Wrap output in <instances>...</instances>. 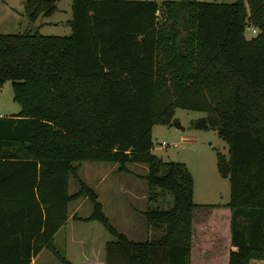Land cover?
Masks as SVG:
<instances>
[{
    "label": "trees",
    "instance_id": "1",
    "mask_svg": "<svg viewBox=\"0 0 264 264\" xmlns=\"http://www.w3.org/2000/svg\"><path fill=\"white\" fill-rule=\"evenodd\" d=\"M57 0H22L30 22ZM70 32L0 33V86L10 82L17 113L0 117V264H29L43 248L62 264L51 239L67 204L86 197L112 237L104 264H189L191 179L180 162L151 153V127L169 125L174 108L204 112L195 130L225 144L216 167L228 179V264L264 260V0H71ZM254 34L245 38L243 29ZM127 172L146 166L155 233L134 242L104 216L81 162ZM78 190L67 193V179ZM170 204L168 207V200ZM205 210V209H204Z\"/></svg>",
    "mask_w": 264,
    "mask_h": 264
},
{
    "label": "rangeland",
    "instance_id": "2",
    "mask_svg": "<svg viewBox=\"0 0 264 264\" xmlns=\"http://www.w3.org/2000/svg\"><path fill=\"white\" fill-rule=\"evenodd\" d=\"M71 0H57V10L49 17L43 18L51 23L50 26L39 29L27 18L22 0H0V33L15 34L24 31L37 30L42 34L65 36L69 34V27L64 21L70 18L69 3ZM161 2L163 0H144ZM209 3H231L234 0H196ZM19 6H18V5ZM16 5L15 7H13ZM12 8V10L10 8ZM9 15L8 17H6ZM58 22L54 26L53 22ZM243 35L248 38L252 35L249 29H243ZM18 105L12 99L10 82L5 80L0 86V116L8 117L17 113ZM205 116L204 112L174 108L173 122L169 125H153L151 128L150 153L162 162H180L184 165L191 179V200L196 205H217L228 201V179L221 176L216 167L215 153H226L225 144L212 130H195L189 125ZM182 127L180 130L175 127ZM165 145H160V142ZM117 165L106 162H81L77 170L78 178L83 181L96 195V200L102 206V212L109 224L128 240H150L155 233L147 225L143 212L156 203L149 202L148 186L144 179L146 166L137 163H128L127 172H118ZM78 190L75 180L68 179L67 193ZM168 200V207L170 198ZM90 203L86 197H79L67 204L65 224L53 236V244L58 254L70 264H87L85 256L90 251L87 246L71 243L68 236L83 237L91 241L93 246L92 262L102 259L103 244L112 239L102 226L95 221L82 222L73 220V215L86 217L90 213ZM205 209V210H204ZM210 208L198 207L191 214V223L196 224L205 213L211 214ZM75 239V238H74ZM90 239V240H89ZM100 249V252L98 250ZM101 253V254H100ZM32 264H62L49 251L41 250L33 258ZM95 264V263H94Z\"/></svg>",
    "mask_w": 264,
    "mask_h": 264
},
{
    "label": "crops",
    "instance_id": "3",
    "mask_svg": "<svg viewBox=\"0 0 264 264\" xmlns=\"http://www.w3.org/2000/svg\"><path fill=\"white\" fill-rule=\"evenodd\" d=\"M17 3L19 5H21V0H17ZM70 4H71V1L69 3V9H70ZM15 6L16 5H14L13 7H15ZM10 9L12 10V8H10ZM56 10H57V7H56ZM8 16L9 15H7L6 17H8ZM43 18H46V17H38L33 22L35 24V28L39 29V31L41 29L46 28L47 26L51 25V23L49 21H47L46 19H43ZM69 19L64 21V24L67 27H69V26L66 24V22ZM52 24L54 26L59 25V23L57 21L53 22ZM69 32H70V28H69ZM42 34L47 35L43 32H42ZM11 115H13V114H11ZM0 117H3V116H0ZM78 168H79V166H78ZM68 179H67V184H68ZM227 202H224V203L219 202L217 205H213L209 209L211 211V214H207V212H206L205 216L201 217L199 219L198 223H196L195 225L192 224L191 236H190V248H189V264H228L229 263V253L231 250L234 249V247L231 244L230 211L226 205ZM101 209H102V206H101ZM67 216H69V211L67 212ZM261 240H264V236L261 237ZM68 241L71 243L75 242L76 244L87 246V248L90 249L88 256L87 255L85 256V261H87V264H94V263L95 264H104L102 256H101L102 259H100V260L95 259V261L92 262V256L94 255L93 251H95V249L93 250V246L91 244V241H88L83 237L76 238L74 235H72V236L69 235ZM106 242H104V244ZM134 242H139V241H134ZM51 244H52L53 250L58 254V252L54 248L53 237L51 239ZM104 244H103V250H104ZM41 250L49 251L48 249H45V248H43ZM98 250L100 252L99 248H98ZM38 253L35 255V257L38 255ZM50 253L54 257H56L52 252H50ZM58 256H60V255L58 254ZM33 258L30 260L29 264H32ZM250 264H264V260L262 262H260V260L255 259L252 262H250Z\"/></svg>",
    "mask_w": 264,
    "mask_h": 264
},
{
    "label": "built area",
    "instance_id": "4",
    "mask_svg": "<svg viewBox=\"0 0 264 264\" xmlns=\"http://www.w3.org/2000/svg\"><path fill=\"white\" fill-rule=\"evenodd\" d=\"M247 29H249V30H250V32H251L252 34H254V32H255V30H254V29H252V28H249V27H247ZM160 145H165V142L161 141V142H160Z\"/></svg>",
    "mask_w": 264,
    "mask_h": 264
},
{
    "label": "water",
    "instance_id": "5",
    "mask_svg": "<svg viewBox=\"0 0 264 264\" xmlns=\"http://www.w3.org/2000/svg\"><path fill=\"white\" fill-rule=\"evenodd\" d=\"M174 125H175L176 128H178L180 130H183V128L182 127H179L177 124L174 123Z\"/></svg>",
    "mask_w": 264,
    "mask_h": 264
}]
</instances>
